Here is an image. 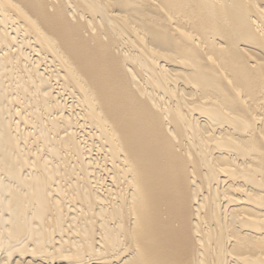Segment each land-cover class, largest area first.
<instances>
[{"label":"bare ground","instance_id":"6f19581e","mask_svg":"<svg viewBox=\"0 0 264 264\" xmlns=\"http://www.w3.org/2000/svg\"><path fill=\"white\" fill-rule=\"evenodd\" d=\"M0 264H264V0H0Z\"/></svg>","mask_w":264,"mask_h":264}]
</instances>
